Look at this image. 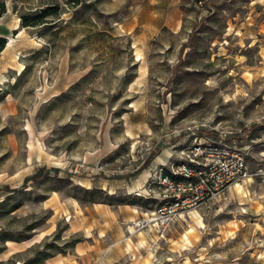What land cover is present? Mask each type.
<instances>
[{"label":"rangeland","instance_id":"374dc122","mask_svg":"<svg viewBox=\"0 0 264 264\" xmlns=\"http://www.w3.org/2000/svg\"><path fill=\"white\" fill-rule=\"evenodd\" d=\"M165 1L0 0V264H73L74 244L99 237V205L117 209L121 237L94 264H264L258 177L199 217L130 227L198 143L249 146L250 169L264 164V0L145 12Z\"/></svg>","mask_w":264,"mask_h":264},{"label":"built area","instance_id":"2783aa9c","mask_svg":"<svg viewBox=\"0 0 264 264\" xmlns=\"http://www.w3.org/2000/svg\"><path fill=\"white\" fill-rule=\"evenodd\" d=\"M249 146L198 143L191 155L170 165L161 173V183L169 195L146 216L136 218L130 227L154 225L165 228L177 215L222 195L236 182L258 177L264 190V164L251 170L247 164ZM264 160V149L260 151Z\"/></svg>","mask_w":264,"mask_h":264},{"label":"crops","instance_id":"0c3cea01","mask_svg":"<svg viewBox=\"0 0 264 264\" xmlns=\"http://www.w3.org/2000/svg\"><path fill=\"white\" fill-rule=\"evenodd\" d=\"M153 2V0H148V3ZM162 10L159 12L158 10H147L149 16L153 17H183L182 11L180 15L179 8L175 5L174 2H170L166 0L162 4ZM97 211H101L99 217L97 219H93L92 225L94 227L91 228V234L97 233L99 237H93L95 241L87 242L77 241L73 246V254L67 253L68 256H72L73 259H70L73 264H94L95 259L99 258V255L104 251H113L114 248H117L115 244L116 239L121 237L120 229L118 228L117 223L115 222L119 214L117 213V209L115 207H110L109 205H99V207H93ZM91 207V209H93ZM80 222L77 220L74 222L76 226H78ZM72 224V223H71ZM97 224H99L97 226ZM79 227H75L73 232H76ZM99 229L101 230L99 232ZM88 238V237H87ZM115 240V241H114ZM111 241H113V244ZM108 253L105 254V260ZM66 255H56L51 258L52 264H64L66 262ZM69 260V261H70ZM103 262V261H102ZM72 264V263H71Z\"/></svg>","mask_w":264,"mask_h":264},{"label":"trees","instance_id":"16d2710c","mask_svg":"<svg viewBox=\"0 0 264 264\" xmlns=\"http://www.w3.org/2000/svg\"><path fill=\"white\" fill-rule=\"evenodd\" d=\"M80 2H81V0H73V3H74V4H79ZM56 12H57V10H53V11H49L48 9H47V10H43V12H42V16H45V15H47V14H49V13H56ZM4 43H5V38L0 37V50L3 48ZM44 172H45V169H44L43 167H39V168H37V169L33 172V174H31L29 177H25V178L23 179V183H26L27 180H29V179L37 178L38 176L43 175ZM84 190H85V191H90L88 188H85ZM118 203H119V202H118Z\"/></svg>","mask_w":264,"mask_h":264},{"label":"bare ground","instance_id":"6f19581e","mask_svg":"<svg viewBox=\"0 0 264 264\" xmlns=\"http://www.w3.org/2000/svg\"><path fill=\"white\" fill-rule=\"evenodd\" d=\"M234 188L236 189L237 192H240L242 190V186L239 182H236L235 185H234ZM189 212H191L193 215L197 216V212L195 211V209H191ZM199 217V215L197 216ZM192 228V227H191ZM188 230H191V229H188ZM187 230V232H188ZM192 231V230H191ZM183 238L187 240L188 236L186 233H184L183 235ZM184 245V244H183Z\"/></svg>","mask_w":264,"mask_h":264}]
</instances>
